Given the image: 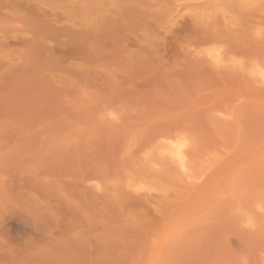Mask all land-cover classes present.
<instances>
[{
    "label": "rangeland",
    "instance_id": "obj_1",
    "mask_svg": "<svg viewBox=\"0 0 264 264\" xmlns=\"http://www.w3.org/2000/svg\"><path fill=\"white\" fill-rule=\"evenodd\" d=\"M0 264H264V0H0Z\"/></svg>",
    "mask_w": 264,
    "mask_h": 264
}]
</instances>
